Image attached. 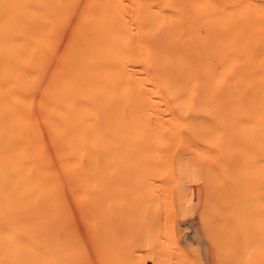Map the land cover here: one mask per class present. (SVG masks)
Returning a JSON list of instances; mask_svg holds the SVG:
<instances>
[{
    "label": "bare ground",
    "instance_id": "1",
    "mask_svg": "<svg viewBox=\"0 0 264 264\" xmlns=\"http://www.w3.org/2000/svg\"><path fill=\"white\" fill-rule=\"evenodd\" d=\"M177 150L202 162L243 153V201L264 200V0H0L11 264H32L33 251L39 264H83L72 211L95 264H137L103 237L101 171L142 169L150 185L174 170L182 183L196 161Z\"/></svg>",
    "mask_w": 264,
    "mask_h": 264
},
{
    "label": "rangeland",
    "instance_id": "2",
    "mask_svg": "<svg viewBox=\"0 0 264 264\" xmlns=\"http://www.w3.org/2000/svg\"><path fill=\"white\" fill-rule=\"evenodd\" d=\"M44 80L47 82L46 74L37 80L34 94L41 93ZM37 127L44 133L41 119ZM179 153L184 160L196 161L182 183L174 170L150 185L142 169L116 166L101 171L103 237L109 232L115 248L128 258L133 256L137 264H152L153 260L160 264H264V200L243 201V153L230 157L215 153L211 162L177 150ZM227 163L228 169H222ZM227 174L231 176L229 185L225 183ZM215 178L218 182H212ZM85 222L72 211L69 231L77 239L79 261L95 264L92 235ZM36 252L29 256L32 264L40 262ZM18 256L12 246H0V264H11Z\"/></svg>",
    "mask_w": 264,
    "mask_h": 264
}]
</instances>
